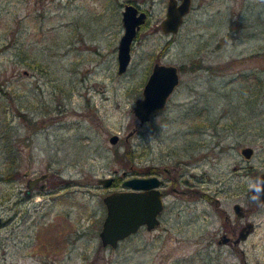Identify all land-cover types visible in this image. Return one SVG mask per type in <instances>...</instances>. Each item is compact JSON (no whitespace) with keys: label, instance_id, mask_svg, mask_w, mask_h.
<instances>
[{"label":"rangeland","instance_id":"374dc122","mask_svg":"<svg viewBox=\"0 0 264 264\" xmlns=\"http://www.w3.org/2000/svg\"><path fill=\"white\" fill-rule=\"evenodd\" d=\"M125 1L148 15L119 73ZM166 1L0 0V176L10 171L0 177V264H207L208 255L212 264H264V203L240 241L244 252L208 243L221 220L213 204L192 236L185 225L161 233L141 225L116 246L101 242L102 196L137 174L141 140L178 143L203 122L208 182L243 184L241 200L264 170V0H191L174 33L159 24ZM156 60L175 63L179 81L165 107L140 122L132 106ZM247 144L249 157L240 150ZM110 174L115 182L104 185Z\"/></svg>","mask_w":264,"mask_h":264},{"label":"flooded vegetation","instance_id":"af4514ba","mask_svg":"<svg viewBox=\"0 0 264 264\" xmlns=\"http://www.w3.org/2000/svg\"><path fill=\"white\" fill-rule=\"evenodd\" d=\"M152 115L154 114L150 116ZM204 127L200 121L195 129L185 130L186 134L175 137L179 139L178 143H175L174 137L173 141L164 144L159 140L154 145L145 140L140 141L139 153L142 158L137 164V174L153 176L156 180L154 187L159 190L162 199V207L157 213V222L153 227L159 228L161 233L173 226L181 228L185 225L191 229L187 236H192L196 232L193 228H196L197 224L201 222L207 225L210 215L208 204H213L221 212V220L219 225L211 228L209 234H206L208 243L217 242L244 252L240 241L247 239L253 232L255 221L251 215L256 205L263 204L264 201L255 202L247 195L248 188L256 180L255 173L253 182L243 187L242 200L239 190L243 184L208 182L207 169L204 166L208 151L206 136L202 134ZM192 131L198 134H191ZM147 152L151 154L145 159L144 154ZM249 167L247 171L250 172ZM114 180L115 176L112 183ZM220 196L227 201L225 206L221 205L224 199L220 200ZM199 227L203 228L202 225ZM241 232H245L242 237Z\"/></svg>","mask_w":264,"mask_h":264},{"label":"water","instance_id":"95a60500","mask_svg":"<svg viewBox=\"0 0 264 264\" xmlns=\"http://www.w3.org/2000/svg\"><path fill=\"white\" fill-rule=\"evenodd\" d=\"M190 5L191 0H167L164 15L159 22L161 29L168 33L176 32ZM146 17L147 10L140 8L137 3L132 1L123 3L121 8L123 30L117 41L116 52L119 73L125 71L129 64L132 41ZM178 81L179 71L175 63L158 60L152 63L143 83L141 95L135 98L132 106L140 122L148 119L151 114H155L165 105L168 95ZM117 138L116 132L109 136L111 142L116 141ZM240 150L248 157L253 147L247 144ZM124 173L123 170L122 174ZM46 174L42 172L28 178L26 192ZM114 176V174L103 176L100 181L104 185H110ZM121 182L122 187L110 189L102 196L106 210L98 233L101 242L110 246H116L121 239L136 232L141 225L152 228L157 222V213L162 207L161 195L154 187L156 180L153 176L136 174L124 177ZM42 184L43 182H40V185ZM247 195L255 202L264 201V170L257 174L255 182L247 190ZM241 233L240 236H244L245 232Z\"/></svg>","mask_w":264,"mask_h":264},{"label":"trees","instance_id":"16d2710c","mask_svg":"<svg viewBox=\"0 0 264 264\" xmlns=\"http://www.w3.org/2000/svg\"><path fill=\"white\" fill-rule=\"evenodd\" d=\"M256 83H257V86L258 87H260L261 86V83H262V81L258 78L257 80H256ZM7 126H8V124H7V120H5V123H3L2 125H1V127H2V132H3V137H2V139H4V140H6V139H8L9 138V134L7 133L8 131H7ZM259 126V125H258ZM257 126V127H258ZM259 128H261L262 129V131L264 132V128H263V126H261V127H259ZM125 152V154H126V157H127V159H128V161L130 162V161H132V159H133V150L130 148V147H128L127 146V149L124 151ZM136 171H137V164H136ZM10 175V171L8 172V173H4V174H2L0 177H4V178H6V177H8ZM135 233V232H134ZM133 234V233H132ZM128 238H130V237H132V235L130 234V235H128L127 236ZM193 254H191L190 255V259H193V256H192ZM198 255H200V256H202V255H204V253L202 252H195V256L196 257H198ZM202 258H204V262L205 263H207V264H212V262L210 261L211 260V256L210 255H208V256H202ZM165 264H178V261H169L168 263H165Z\"/></svg>","mask_w":264,"mask_h":264}]
</instances>
